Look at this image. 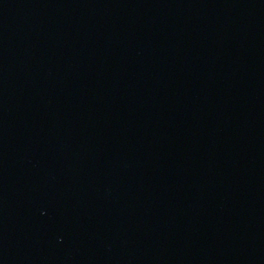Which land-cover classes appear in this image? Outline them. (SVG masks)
<instances>
[{"label": "water", "instance_id": "1", "mask_svg": "<svg viewBox=\"0 0 264 264\" xmlns=\"http://www.w3.org/2000/svg\"><path fill=\"white\" fill-rule=\"evenodd\" d=\"M0 264H264V0H0Z\"/></svg>", "mask_w": 264, "mask_h": 264}]
</instances>
